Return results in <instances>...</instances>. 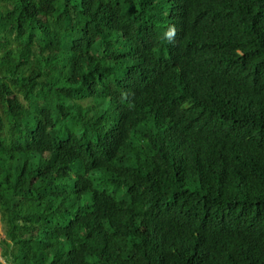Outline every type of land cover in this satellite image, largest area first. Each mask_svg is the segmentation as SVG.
Wrapping results in <instances>:
<instances>
[{
	"label": "trees",
	"instance_id": "1",
	"mask_svg": "<svg viewBox=\"0 0 264 264\" xmlns=\"http://www.w3.org/2000/svg\"><path fill=\"white\" fill-rule=\"evenodd\" d=\"M0 255L264 264V0H0Z\"/></svg>",
	"mask_w": 264,
	"mask_h": 264
},
{
	"label": "rangeland",
	"instance_id": "2",
	"mask_svg": "<svg viewBox=\"0 0 264 264\" xmlns=\"http://www.w3.org/2000/svg\"><path fill=\"white\" fill-rule=\"evenodd\" d=\"M1 234H2V236H4V232L3 231H1ZM0 258H2L1 255H0Z\"/></svg>",
	"mask_w": 264,
	"mask_h": 264
}]
</instances>
